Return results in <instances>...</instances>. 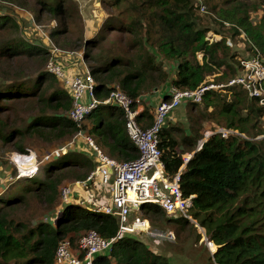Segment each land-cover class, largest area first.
Returning <instances> with one entry per match:
<instances>
[{"label": "trees", "instance_id": "obj_1", "mask_svg": "<svg viewBox=\"0 0 264 264\" xmlns=\"http://www.w3.org/2000/svg\"><path fill=\"white\" fill-rule=\"evenodd\" d=\"M39 1L49 20L62 17L58 27L48 31L54 46L33 45L13 36L18 29L16 19L0 12V37L6 36L0 42V69L7 79L0 83V145L14 142L19 152L26 151L24 142L31 135L48 144H59L86 131L113 158L123 161L139 155L127 134L121 107L99 105L81 125L68 118L70 92L56 74L45 68L50 56L66 54L63 49L84 51L98 99L108 97L114 84L132 98H142L168 82L179 90H194L209 83L213 75L215 82L230 80L237 74L239 61L228 39L236 36L242 37L246 55L257 50L264 53V13L259 20H252L258 3L250 6L240 2L232 7L213 4L215 22L230 28L227 33L215 32L222 38L210 41L207 33L212 29L198 23L196 0H115L114 6L127 2L120 12L122 18L117 23L110 20L103 27L122 33L123 46H111L104 54L93 55L98 40L91 38L83 43L70 37L63 1ZM35 22L41 24L39 13ZM198 52L203 53L202 61L197 59ZM167 62L176 64L175 75L164 67ZM27 64L32 77H22ZM169 99L170 94L163 98ZM16 102L37 108V115H29L24 127H15L5 117ZM188 104L193 109L202 107V114L215 121L213 129L226 127L240 133L208 138L189 161L181 180L185 194L195 195L193 216L219 246L210 264H264V104L240 87L210 89L201 102ZM151 108L146 106L139 115L143 126L152 123ZM202 129L196 121L190 132L166 121L159 147L167 173L175 174L182 164V154L196 149L203 138ZM95 165L93 155L85 150L63 154L41 164L45 177L40 179L39 171L32 178H21L26 181L22 192L9 191L0 197V264H55L58 243L66 237L74 238L92 229L104 238L117 234L116 218L75 203L67 205L51 222L38 218L32 223L27 215L19 214L20 209H28L33 198L48 205L58 203L62 183L86 179ZM144 210L153 221L168 220L182 226L190 223L183 217H168L157 205ZM215 244L211 246L214 250ZM95 264L172 263L137 235H128L116 241L110 253L98 255Z\"/></svg>", "mask_w": 264, "mask_h": 264}, {"label": "built area", "instance_id": "obj_2", "mask_svg": "<svg viewBox=\"0 0 264 264\" xmlns=\"http://www.w3.org/2000/svg\"><path fill=\"white\" fill-rule=\"evenodd\" d=\"M200 8L202 11L206 9L205 5H201ZM221 36L213 33L209 40L213 41ZM56 57L57 55H52L45 68L56 74L70 92L72 107L67 112L68 118L77 125H81L87 115L101 104L121 107L125 115L127 134L139 155L136 159L118 160L109 156L86 131H80L74 135V139L86 145L96 165L86 179L73 180L61 186V203L72 204L74 186L87 187L98 179L101 186L107 189V193L109 192V201L98 207L91 206L90 210L99 215L113 216L118 221L119 229L111 238H104L98 231L92 229L74 238L66 237L60 240L55 251V264H95L97 256L110 253L116 241L141 232L162 240H171L170 237L164 238L161 234L164 231L152 229L151 219L143 211L144 206L150 205L161 207L168 217L187 219L199 232L201 229L207 247L212 250L211 246L215 242L209 239L206 228L192 214L195 195L185 194L181 180L189 161L208 138L215 134L228 137L231 134L240 133L238 130L226 127L207 128L204 131V138L198 141L196 149L182 154V164L173 175L167 173L162 160V150L159 147L160 133L169 115L183 102H201L204 93L210 89L240 87L250 98H255L260 104H264V53L257 50L255 54L242 55L236 76L225 82H215L213 78L215 75H213L209 78V83L202 84L194 90H179L171 87L169 92L171 99L162 100L156 105L152 123L149 126H143V122L138 119L140 113L145 110L142 107L141 98H132L119 84H114L108 97L98 99L94 91V77L84 59L82 58L80 62L79 56H75V63H81L83 66L81 70L70 72ZM197 59L203 60L202 52L197 53ZM65 150L66 146H61L39 157L37 152L26 149L25 152L13 153L12 160L14 157L19 163L21 159L29 164L32 162L31 167H26L21 173L25 178H32L39 173L42 163L59 158Z\"/></svg>", "mask_w": 264, "mask_h": 264}, {"label": "rangeland", "instance_id": "obj_3", "mask_svg": "<svg viewBox=\"0 0 264 264\" xmlns=\"http://www.w3.org/2000/svg\"><path fill=\"white\" fill-rule=\"evenodd\" d=\"M62 1L67 9V14L63 16V18L64 23L68 24L70 37L75 40L80 38L83 43L91 38L98 40L97 46L93 47V55H102L111 46H123L124 40L122 33L107 30L103 27V25L110 20L117 23L118 19L120 20V18H122L120 12L127 2L120 4L119 6H114L113 2L115 0ZM196 2L198 4V8L196 10L198 23L203 26H209L213 32L220 30L227 33L230 28L229 25L221 27L217 22H215L216 14H214L215 12L211 9L212 5L215 3H219L227 7H232L240 2H245L250 6L258 3V8L252 13L253 21L259 20L264 13V3H262V0H211L208 2H205V0H196ZM201 5H205V11H202L200 8ZM42 7L43 5L39 0H0V12L4 11V13L10 14L17 21V33L13 34V36H20L33 45L54 46L51 38L48 36V31L50 29L57 28L58 21L61 20L62 17L49 20L46 15V9ZM38 13L41 15V24H38V22L36 24L35 22L36 14ZM5 38V35L0 37V42ZM241 38L242 37L240 36H236L228 39V44L232 47L233 52L238 54V61L242 55L247 54L246 46L244 47V43H242L243 40ZM57 49L59 48L57 47ZM62 51L66 54H59L56 58L66 65L70 72L76 71L78 66H76V64L72 61L76 60L75 56L78 55L81 62V59L85 58L84 51L72 50L69 48L63 49ZM86 65L89 66L87 61ZM25 67L26 72L22 74V77H26L27 74L32 77L33 73L31 72L29 65L27 64ZM2 76L5 75L0 69V83L1 81L5 82L7 80ZM60 81L63 85V81ZM183 105H186V109L183 110L184 112L182 116L179 115L178 112L175 113L176 116H174L175 121L173 124L184 127L187 132H190L191 125L196 121L201 129L203 128L202 133L204 138V131L209 127L213 128L215 121L213 119H208L204 114H202V107L199 106L198 108L193 109L189 104L187 105V102H183L181 106ZM33 106L35 105H21L16 102L15 108L12 111L8 110V114H5V117H8L13 122L15 127H24L29 115H37V108H34ZM151 109L153 110V108ZM169 116H173V112ZM100 134L101 130L99 129L97 131V137H99ZM24 146L32 152H37L39 157L43 153L58 149L60 146H66L64 154L74 151L81 152L85 149L84 143L78 141V139L70 138L63 140L59 144H48L37 138L35 135L28 136L24 142ZM15 152L18 151L14 142L6 146L0 145V197L9 191L22 192L21 188L26 181L21 179L24 178L21 173H23V170L26 167L30 168L32 165L29 163L20 165V163L13 157L14 162L12 160V154ZM88 153L91 155L90 152ZM45 176V170H41L38 177L41 179ZM70 182H73V180H66L62 183V185ZM59 194V201L54 205L40 203L36 198H33L30 205L27 207L28 209H20L19 214L21 216L27 215V219L32 223H35L38 218L51 222L67 206V204H64L63 202L61 203V193L59 192ZM108 201L109 192L107 193V189L101 186L98 179H95L94 182L89 184L87 187L74 186L73 188L71 198L72 204H79L86 209H90L91 206L98 207L99 205L108 203ZM145 208L146 206L143 208L144 213ZM147 217L150 218L149 216ZM151 224L152 229L157 228L160 231H164L161 232L164 238L170 237L172 239H163V241H161L162 239L159 237H153L152 235L150 236L145 233H140L137 236L139 239L144 240L150 248L154 249L155 252L167 258V260H169L172 264H210V262L214 259L212 255L219 246L216 244L217 247L215 250L213 247L212 250L208 248L203 239L202 230L200 229L199 232L193 224L191 225L189 223L182 226L183 224H179L177 222H169L168 220L163 221L160 219L154 221L151 219Z\"/></svg>", "mask_w": 264, "mask_h": 264}, {"label": "crops", "instance_id": "obj_4", "mask_svg": "<svg viewBox=\"0 0 264 264\" xmlns=\"http://www.w3.org/2000/svg\"><path fill=\"white\" fill-rule=\"evenodd\" d=\"M73 63H75V60L74 61H72ZM76 64V66H78L77 68H76V70H81L82 69V66L83 65H81V63H75ZM164 67L169 71L170 70V72H171V75L173 76V75H175V72H174V69L176 68V64L174 63V62H167L165 65H164ZM170 89H171V85H170V83L168 82V83H166V84H164V85H162L161 87H159V88H156V89H154L153 90V92L152 93H149V94H147V95H144V96H142V98H141V101H142V107L143 108H145L146 106L147 107H149L150 108V106H152V108H153V110H152V114L154 113V111H155V108H156V105L160 102V101H162L163 100V98H164V96L166 95V94H170L169 92H170ZM101 105H106V104H101ZM108 106V105H107ZM184 106L185 105H183V106H181V107H179L178 109H176L174 112H173V116H169L168 117V121H171V122H174L175 121V117L174 116H176L175 115V113H177L178 112V114L179 115H181L182 116V114H183V110L185 109L184 108ZM153 119V118H152ZM88 133V132H87ZM89 134V133H88ZM96 141V140H95ZM85 147V151H88V152H90L88 149H87V147H86V145H84ZM141 233H143V232H141ZM140 234V233H139ZM138 234V235H139Z\"/></svg>", "mask_w": 264, "mask_h": 264}, {"label": "bare ground", "instance_id": "obj_5", "mask_svg": "<svg viewBox=\"0 0 264 264\" xmlns=\"http://www.w3.org/2000/svg\"><path fill=\"white\" fill-rule=\"evenodd\" d=\"M25 159H29L27 157H24ZM24 160V159H23ZM22 159L20 160V164H24V163H27V161H23ZM32 164V163H31Z\"/></svg>", "mask_w": 264, "mask_h": 264}, {"label": "water", "instance_id": "obj_6", "mask_svg": "<svg viewBox=\"0 0 264 264\" xmlns=\"http://www.w3.org/2000/svg\"><path fill=\"white\" fill-rule=\"evenodd\" d=\"M211 35H212V32H211V31H209V32L207 33V39H208V38H210V37H211Z\"/></svg>", "mask_w": 264, "mask_h": 264}, {"label": "clouds", "instance_id": "obj_7", "mask_svg": "<svg viewBox=\"0 0 264 264\" xmlns=\"http://www.w3.org/2000/svg\"><path fill=\"white\" fill-rule=\"evenodd\" d=\"M211 32H212V34L213 33H215V32H213L212 30H210ZM215 34H218V33H215ZM221 35V34H220ZM212 36V35H211ZM222 38V36L221 37H219L218 39H216V40H219V39H221ZM209 39V38H208Z\"/></svg>", "mask_w": 264, "mask_h": 264}]
</instances>
